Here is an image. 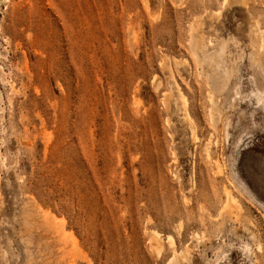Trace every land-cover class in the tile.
<instances>
[{"label": "rangeland", "instance_id": "374dc122", "mask_svg": "<svg viewBox=\"0 0 264 264\" xmlns=\"http://www.w3.org/2000/svg\"><path fill=\"white\" fill-rule=\"evenodd\" d=\"M259 49L264 0H0V264H264Z\"/></svg>", "mask_w": 264, "mask_h": 264}, {"label": "bare ground", "instance_id": "6f19581e", "mask_svg": "<svg viewBox=\"0 0 264 264\" xmlns=\"http://www.w3.org/2000/svg\"><path fill=\"white\" fill-rule=\"evenodd\" d=\"M258 54L260 56H258L256 61L258 63L259 70L264 77V65L262 64V62H264V52L261 49H259ZM194 55L196 56L197 59H199L197 54H194ZM217 61H219V60H217ZM199 62L207 63L208 66H210L211 70H212L211 74L207 76L208 84H210V86L212 88V90L210 92H208V99H209V103H210L208 113H209L210 120L214 123L215 122L214 118L218 117V115H219V109H218L217 101L215 99L214 94L218 93V92H222L223 89L225 88V86L227 84V76H226L227 71H225L221 68V66H220L221 63L219 64L218 62H216L214 59L210 58L209 56L208 57L204 56L203 58H201L199 60ZM224 67H225V65H224ZM226 195H227L226 197L229 198L230 194L228 193V191H226Z\"/></svg>", "mask_w": 264, "mask_h": 264}]
</instances>
